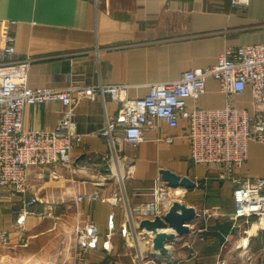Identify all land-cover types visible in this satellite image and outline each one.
Here are the masks:
<instances>
[{
	"label": "crops",
	"instance_id": "1",
	"mask_svg": "<svg viewBox=\"0 0 264 264\" xmlns=\"http://www.w3.org/2000/svg\"><path fill=\"white\" fill-rule=\"evenodd\" d=\"M2 18L15 20L16 57L34 58L28 69L31 87L123 84L131 97L145 95L151 83L213 64L228 46L264 42V0H249L246 6L232 5L229 0H0ZM233 102L251 108L249 89L235 95ZM224 103L213 78L206 80L197 99L188 101L190 106L201 107ZM118 106L109 95L104 102L79 99L75 118L83 138L82 146L72 153V166L27 167L29 191L38 197L41 209L52 206L51 216H29L21 227L15 223L13 211L20 197L14 201L0 198V231L7 230L10 241L3 244L0 239V264H70L72 227L92 219L99 232L106 233L110 214L115 222L110 248H102L100 241L87 253L88 264H249V260L264 264V231L256 222L233 225L232 192L221 193L216 166L188 160L184 125L171 130L161 122L157 130L147 132L143 142L136 146L121 143L118 149L116 144L114 153L98 131L105 124V115H115ZM60 109L59 101L26 105L25 128H52ZM167 133L181 136L173 142L156 139ZM160 168L188 175L196 182L183 193L181 187L173 189L176 195L181 193L180 200L195 207L198 216L189 234L167 244V258L151 254L152 232L137 229L133 247L119 231L123 224L129 225L127 206L150 198L149 187ZM241 173L264 176V144L249 143ZM116 189L126 195V201H76L78 195L92 192L109 197ZM203 208L208 213L203 214ZM223 218L231 226L216 236L207 226L221 230L218 222ZM201 219L203 226L198 225ZM253 225L255 229L250 231ZM20 233L24 242L18 241Z\"/></svg>",
	"mask_w": 264,
	"mask_h": 264
},
{
	"label": "built area",
	"instance_id": "2",
	"mask_svg": "<svg viewBox=\"0 0 264 264\" xmlns=\"http://www.w3.org/2000/svg\"><path fill=\"white\" fill-rule=\"evenodd\" d=\"M229 1L232 5L246 6L249 0ZM14 24V19H0V198L14 201L20 197L13 210L16 224L22 227L29 216H51L52 206L41 209L38 197L29 191L27 167H71L72 153L82 146L83 138L77 131L75 118L78 100L91 97L104 102L105 96L109 95L119 106L115 115H105V124L98 134L104 137L114 153L116 144L118 149L121 143L136 146L143 142L147 132L157 130L161 122L171 130L182 123L188 160L216 166L217 176L232 183L233 225L237 221L243 224L256 222L264 231V176L241 173L248 159L249 143L264 144V42L228 46L213 64L183 71L176 79L151 83L145 95L131 97L126 94L127 87L123 84L70 83L63 88L31 87L28 69L34 58L16 57ZM208 78L217 81L218 89L225 97L224 105L190 106L189 99H197L204 92ZM246 89L251 93V108L233 102V97ZM47 101L61 104L55 125L50 129L25 128V106ZM180 136L167 133L156 139L173 142ZM105 169H109V164H105ZM49 175L56 177L55 172ZM119 187L123 190L120 174ZM174 188L177 187L169 186L159 174L149 187L150 198L127 206L129 225L123 224L119 231L130 245L140 219L162 216L175 199L181 198V193L170 192ZM181 188L183 193L186 189ZM85 199L92 203L99 199L117 203L126 201V195L116 189L109 197H102L97 192L76 197V201ZM202 213H208V209L203 208ZM107 228L108 232L101 234L92 219L76 223L72 227L74 247L70 264H88L87 253L97 248L100 241L102 248L109 249V237L115 229L113 214L108 216ZM0 239L3 244L10 242L7 230L0 231ZM24 240V234L20 233L18 241ZM249 264L255 263L249 260Z\"/></svg>",
	"mask_w": 264,
	"mask_h": 264
},
{
	"label": "water",
	"instance_id": "3",
	"mask_svg": "<svg viewBox=\"0 0 264 264\" xmlns=\"http://www.w3.org/2000/svg\"><path fill=\"white\" fill-rule=\"evenodd\" d=\"M160 175L171 187H183L191 189L196 182L188 175H181L168 168H160ZM194 206L175 199L169 209L162 215L154 218H142L137 228L152 232L151 247L157 257L167 258L170 255L167 244L176 242L177 238H183L189 234L193 227L191 223L197 217Z\"/></svg>",
	"mask_w": 264,
	"mask_h": 264
},
{
	"label": "trees",
	"instance_id": "4",
	"mask_svg": "<svg viewBox=\"0 0 264 264\" xmlns=\"http://www.w3.org/2000/svg\"><path fill=\"white\" fill-rule=\"evenodd\" d=\"M223 182H224V183L227 182V184L229 185V187H227V188L229 189L228 194H230V192L233 191V185H232V183H231L229 180L220 179V183L222 184ZM227 188H226V189H227ZM222 194H223V193H222ZM232 196H233V194H232ZM224 201H225V200H224ZM221 205L224 207V206H225V202H224V203H221ZM223 219H224V220H223L222 222H218V224L221 225V230H220V229L215 230L214 227L212 228V227H210V225L207 226V227H208V230H212V231H210V232H211V233H214V235H216V236L218 235L219 231L222 232V233L224 234V232H226V231L229 230V227L231 226V221H230V220H227L226 218H223ZM225 219H226V220H225ZM198 225H201V226L204 225L202 219L198 221ZM222 237H223V236H222Z\"/></svg>",
	"mask_w": 264,
	"mask_h": 264
},
{
	"label": "rangeland",
	"instance_id": "5",
	"mask_svg": "<svg viewBox=\"0 0 264 264\" xmlns=\"http://www.w3.org/2000/svg\"><path fill=\"white\" fill-rule=\"evenodd\" d=\"M227 187H229V185L227 184V182L226 183H222L221 185H220V191H221V193H223V194H227L228 192H229V189L227 188ZM227 188V189H226ZM171 193H173V194H175L176 192L174 191V190H172V191H170ZM177 194V193H176ZM228 195V194H227ZM226 197V196H225ZM178 200H180V199H178ZM182 202H184L183 200H181ZM133 244H134V242H132V246H133ZM134 246H135V244H134ZM133 246V247H134ZM235 257V256H234ZM254 263V262H253Z\"/></svg>",
	"mask_w": 264,
	"mask_h": 264
},
{
	"label": "bare ground",
	"instance_id": "6",
	"mask_svg": "<svg viewBox=\"0 0 264 264\" xmlns=\"http://www.w3.org/2000/svg\"><path fill=\"white\" fill-rule=\"evenodd\" d=\"M255 229V225H253V227H252V229L250 230V231H252V230H254ZM151 235H152V233H151Z\"/></svg>",
	"mask_w": 264,
	"mask_h": 264
}]
</instances>
